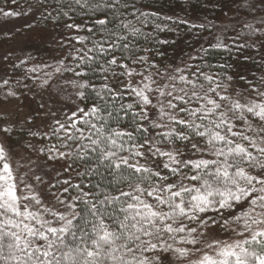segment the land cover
I'll return each mask as SVG.
<instances>
[{
	"label": "snow or ice",
	"instance_id": "6c2138e0",
	"mask_svg": "<svg viewBox=\"0 0 264 264\" xmlns=\"http://www.w3.org/2000/svg\"><path fill=\"white\" fill-rule=\"evenodd\" d=\"M25 3L61 55H0V264H264V0Z\"/></svg>",
	"mask_w": 264,
	"mask_h": 264
},
{
	"label": "rangeland",
	"instance_id": "374dc122",
	"mask_svg": "<svg viewBox=\"0 0 264 264\" xmlns=\"http://www.w3.org/2000/svg\"><path fill=\"white\" fill-rule=\"evenodd\" d=\"M20 4L24 8L27 7L25 0H20ZM9 7L14 8L15 5L10 4ZM24 19V17H20L15 20H5L4 18L0 17V55L8 52L9 50H12V59L15 60V57H24L28 54L29 51H31L32 55L36 56L38 61L42 59L49 63L54 62L53 58L60 57L61 52L53 44L46 45L44 48L45 53L42 51L40 54L39 52L30 48H25L23 51L21 50V48H24L23 41L25 39V35L28 32L27 28L21 27ZM37 21L38 20L31 21L33 26L38 27ZM17 28H20V31L17 32ZM15 62L18 63V61ZM6 69L9 76H13L14 74L16 76L19 75L18 71L11 67L10 63L6 65ZM20 71H22V69ZM46 97L47 94H45V98Z\"/></svg>",
	"mask_w": 264,
	"mask_h": 264
},
{
	"label": "trees",
	"instance_id": "16d2710c",
	"mask_svg": "<svg viewBox=\"0 0 264 264\" xmlns=\"http://www.w3.org/2000/svg\"><path fill=\"white\" fill-rule=\"evenodd\" d=\"M53 0H49V3H52ZM151 0H145V3H150ZM158 2H163V3H167L168 0H158ZM196 0H193V3H195ZM11 4V0H0V7H9ZM177 13L181 16L184 15L183 12L180 11L179 8L176 9ZM219 11L218 7H216L214 4H207V5H202L200 10L195 13L194 15L197 16L199 19L203 20L205 17L208 18H214L216 12ZM227 11V9H225V12ZM214 23L219 24L220 21L219 20H213ZM38 27L40 28H44L47 27L49 31H54L51 27L50 23H42L40 20L37 21ZM56 31H62V29L56 30ZM185 38H190L189 34L185 33ZM169 38H175L174 36H172L171 34H169ZM186 47V46H185ZM44 53L45 51L42 50ZM40 51L39 54L42 52ZM169 57H171L175 62H179V58H180V52L179 49L173 50V49H169ZM241 62L242 63H246L250 66V71H248L246 73L248 80L249 81H253L254 77H258L260 75L261 71H264V67H260L259 65L264 64V62L259 61V59L257 58L256 63H253L252 61H244L243 58H241ZM19 74V72H18Z\"/></svg>",
	"mask_w": 264,
	"mask_h": 264
}]
</instances>
